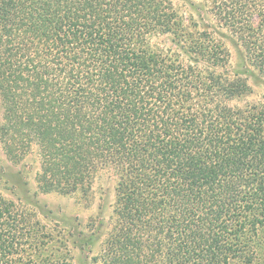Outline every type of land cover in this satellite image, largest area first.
<instances>
[{
  "label": "trees",
  "instance_id": "16d2710c",
  "mask_svg": "<svg viewBox=\"0 0 264 264\" xmlns=\"http://www.w3.org/2000/svg\"><path fill=\"white\" fill-rule=\"evenodd\" d=\"M0 99L43 191L113 178L104 264H264V0H0ZM46 228L0 199V264Z\"/></svg>",
  "mask_w": 264,
  "mask_h": 264
},
{
  "label": "rangeland",
  "instance_id": "374dc122",
  "mask_svg": "<svg viewBox=\"0 0 264 264\" xmlns=\"http://www.w3.org/2000/svg\"><path fill=\"white\" fill-rule=\"evenodd\" d=\"M256 93L260 95L261 88ZM40 169L35 146L24 158L15 160L0 145V199L34 211L40 224L50 232L52 241L48 247L54 257L64 258L67 264H104L100 255L115 220L113 178L100 173L89 192L63 195L42 190L37 181ZM97 232L100 239L95 246L79 235L87 237ZM94 257L98 259L94 261Z\"/></svg>",
  "mask_w": 264,
  "mask_h": 264
}]
</instances>
